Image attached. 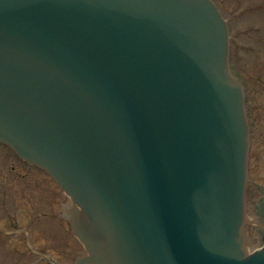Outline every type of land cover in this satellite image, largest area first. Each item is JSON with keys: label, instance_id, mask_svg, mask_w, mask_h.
<instances>
[{"label": "water", "instance_id": "95a60500", "mask_svg": "<svg viewBox=\"0 0 264 264\" xmlns=\"http://www.w3.org/2000/svg\"><path fill=\"white\" fill-rule=\"evenodd\" d=\"M0 140L72 193L108 264H264L210 0H0Z\"/></svg>", "mask_w": 264, "mask_h": 264}, {"label": "rangeland", "instance_id": "374dc122", "mask_svg": "<svg viewBox=\"0 0 264 264\" xmlns=\"http://www.w3.org/2000/svg\"><path fill=\"white\" fill-rule=\"evenodd\" d=\"M216 1L235 26L230 63L247 93L252 142L249 177L264 187V8L250 9L254 4H264V0ZM46 177L17 163L0 146V264H52L37 257L30 247L62 264L73 263L81 252L60 219L59 191ZM261 194L250 184L251 214ZM253 232L249 230L252 241L256 239Z\"/></svg>", "mask_w": 264, "mask_h": 264}]
</instances>
